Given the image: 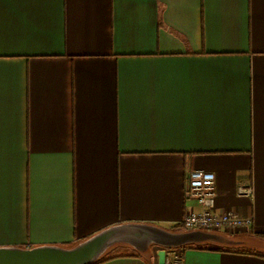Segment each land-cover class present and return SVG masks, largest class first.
<instances>
[{"label":"crops","instance_id":"1","mask_svg":"<svg viewBox=\"0 0 264 264\" xmlns=\"http://www.w3.org/2000/svg\"><path fill=\"white\" fill-rule=\"evenodd\" d=\"M192 170L249 231L172 230ZM122 224L94 264H264V0H0V247Z\"/></svg>","mask_w":264,"mask_h":264},{"label":"water","instance_id":"2","mask_svg":"<svg viewBox=\"0 0 264 264\" xmlns=\"http://www.w3.org/2000/svg\"><path fill=\"white\" fill-rule=\"evenodd\" d=\"M163 233L167 232L156 226L122 224L103 230L73 247H0V264H92L98 261L111 245L118 242H126L136 249L151 243L165 245ZM157 255L158 263L166 264V250H160Z\"/></svg>","mask_w":264,"mask_h":264},{"label":"built area","instance_id":"3","mask_svg":"<svg viewBox=\"0 0 264 264\" xmlns=\"http://www.w3.org/2000/svg\"><path fill=\"white\" fill-rule=\"evenodd\" d=\"M216 175L212 171L192 170L188 174L186 197L193 200L197 209L187 210L182 226L185 230H222L231 234L249 231L253 226L251 217H243L234 210L219 211L216 208ZM251 185H240L239 195L252 196Z\"/></svg>","mask_w":264,"mask_h":264},{"label":"rangeland","instance_id":"4","mask_svg":"<svg viewBox=\"0 0 264 264\" xmlns=\"http://www.w3.org/2000/svg\"><path fill=\"white\" fill-rule=\"evenodd\" d=\"M252 238H254V237H252ZM257 240V239H256ZM252 241H248L247 243L248 244H246L247 246H249V247H252V248H257V249H259V250H261L262 252H264V239H258V242L257 243H259V245H256L255 246V244L254 245H251L252 243H251ZM73 247V246H72ZM127 249V248H126ZM244 250H250V249H244ZM114 252L112 251V249H110V248H108L104 253H103V255H102V257L101 258H105V257H107V256H109V255H111V254H113Z\"/></svg>","mask_w":264,"mask_h":264},{"label":"trees","instance_id":"5","mask_svg":"<svg viewBox=\"0 0 264 264\" xmlns=\"http://www.w3.org/2000/svg\"><path fill=\"white\" fill-rule=\"evenodd\" d=\"M183 226L182 225H179V224H175L174 226H172V230H177V229H180L182 228ZM260 237H263L264 238V234L260 235ZM240 252H251V253H258L259 255L261 256H264V252H255V251H251V250H239ZM104 258H100L98 261H96L95 263H99L101 261H103ZM94 264V263H92Z\"/></svg>","mask_w":264,"mask_h":264}]
</instances>
